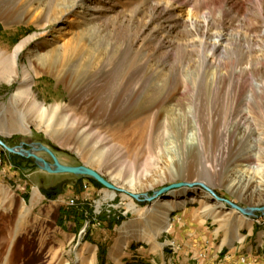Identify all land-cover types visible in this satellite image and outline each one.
Masks as SVG:
<instances>
[{"label": "rangeland", "instance_id": "obj_1", "mask_svg": "<svg viewBox=\"0 0 264 264\" xmlns=\"http://www.w3.org/2000/svg\"><path fill=\"white\" fill-rule=\"evenodd\" d=\"M0 51L12 77H0V138L40 142L59 162L87 165L123 189L48 173L0 146V264H94L96 255L108 264L116 241L167 239L187 205L197 232L224 233L240 217V236L252 223L264 229V214L246 217L199 185L141 196L202 182L240 207L264 206L262 193L227 186L246 176L264 189V0H0ZM58 180L54 198L39 190ZM174 193L186 205L158 229L151 209ZM206 246L195 264L208 260ZM223 255L205 264H224Z\"/></svg>", "mask_w": 264, "mask_h": 264}, {"label": "crops", "instance_id": "obj_2", "mask_svg": "<svg viewBox=\"0 0 264 264\" xmlns=\"http://www.w3.org/2000/svg\"><path fill=\"white\" fill-rule=\"evenodd\" d=\"M180 209L181 211L177 212L176 215V225L170 230L171 234L167 239L160 240L159 237L151 239L150 241H144L142 239L134 240L138 238L121 239L118 244H115L116 241L112 245L110 255L106 262L108 264H195L199 258V254L206 251L204 247L207 245L208 260L204 264L215 258L217 252L220 251H223V256L225 257L224 264H264V229L254 228L252 223L246 234L240 236L242 234L240 231L246 225L245 218L240 217L232 224L233 226L238 221L240 222L237 230L225 228L224 233L221 234L217 232L211 234V232L207 231L197 232L193 229L192 223L189 222L190 220L193 222L197 221L195 219L193 220V217L196 215L192 211L193 206L187 205L180 207ZM205 215H202L204 222H206ZM67 217L70 219L74 218L72 215ZM77 217H79V209ZM90 232L92 233V231ZM217 234L220 237V243L218 245L214 244L215 242L213 241L217 237ZM168 241H173L174 244L181 247L180 254L172 255L171 250L168 248ZM97 245H95L96 250L98 248ZM118 246L120 249L116 250ZM96 260L97 255L95 262ZM100 260V263L103 264L104 259ZM95 262L94 264H96Z\"/></svg>", "mask_w": 264, "mask_h": 264}, {"label": "water", "instance_id": "obj_3", "mask_svg": "<svg viewBox=\"0 0 264 264\" xmlns=\"http://www.w3.org/2000/svg\"><path fill=\"white\" fill-rule=\"evenodd\" d=\"M0 146H2L8 153H14L21 157L25 158H31L33 162L39 167L41 170H44L48 173H71L74 175H81V176H87L98 183H100L102 186L112 189V190H123L118 187H116L113 183H111L109 180H107L103 175H101L97 170L88 167L87 165L80 164V165H66L57 159L56 155L53 153L51 149H49L47 146L43 145L40 142H24L22 141L19 145L16 146H9L7 145L1 138H0ZM26 146V147H25ZM40 151L46 152L52 162H49L45 160L42 156H39L37 153ZM65 182H60L54 188L56 189L51 194H45L43 189L40 187V191L48 198H54L56 195H58L62 189ZM194 185H199L208 192L213 198L217 199L218 201L226 202L231 207L237 209L241 214H243L246 217H251L255 215V212H261L264 214V206L262 207H240L229 200L219 197L214 193L212 189H210L207 185H205L202 182L198 183H189V182H177V183H171L170 185L161 187L157 190H154L152 194L148 195L147 193L141 194L144 200L146 201H152L153 199H156L161 196H165L168 192L172 191L173 189H178L183 186L186 187H193ZM131 196H133L135 199H140V195L130 193Z\"/></svg>", "mask_w": 264, "mask_h": 264}, {"label": "bare ground", "instance_id": "obj_4", "mask_svg": "<svg viewBox=\"0 0 264 264\" xmlns=\"http://www.w3.org/2000/svg\"><path fill=\"white\" fill-rule=\"evenodd\" d=\"M25 41V40H24ZM24 41L19 43L16 48H15V54L22 49V46L24 44ZM27 41V40H26ZM26 43V42H25ZM15 54L13 56H15ZM8 61L7 57H5L3 55V52L0 51V77L1 80H5V81H10L11 80V68L8 66V63L6 62ZM28 78V77H27ZM26 79V78H25ZM27 81V80H26ZM23 94V92H21V90H18L17 95L21 96ZM246 109H243L242 112H245ZM248 115V114H247ZM13 130H18L17 129V125L12 123V127ZM11 129V130H12ZM12 130V131H13ZM251 146V145H250ZM249 151L251 152V157L253 159V157L256 156L257 151L255 150L254 146L252 145L249 149ZM251 162V161H250ZM255 165V164H254ZM252 163H245L242 165V171H249L253 168L254 166ZM251 172V171H249ZM245 180V181H244ZM253 180H250L249 178L247 179L246 176H244L243 178L240 177L239 179H237L236 181H230V184H228L227 186L230 188V186L232 187L233 190L238 189V187L241 185V183H243V186L240 190V194L243 196H248V195H254V196H258L261 193L264 195V189L261 191L258 190V187L256 188V186L252 188V186H250V183ZM176 193L172 194V198L169 199H160L157 200L154 204L156 205V207L152 208L151 211H154V213L156 215H158L160 222H157V228L160 229L161 226L164 225V223H166V221L168 220V210H170L172 207L174 206H182L184 203V200H179L176 198ZM113 197V194L110 195V198ZM252 197V196H251ZM38 193H37V189L34 188L32 195H31V199H30V203L34 204L38 201ZM186 202H191V201H195L197 199V197L195 196L194 193L187 195L186 196ZM216 202V201H215ZM215 207H219L218 204L214 205ZM98 207H99V203H98ZM157 207L162 208V210H158ZM223 207V206H221ZM157 220V219H156ZM241 221V220H240ZM162 222V223H161ZM240 225V222L238 221L237 223H235L232 228L234 230H237L238 226ZM235 232V231H234ZM236 233V232H235Z\"/></svg>", "mask_w": 264, "mask_h": 264}, {"label": "flooded vegetation", "instance_id": "obj_5", "mask_svg": "<svg viewBox=\"0 0 264 264\" xmlns=\"http://www.w3.org/2000/svg\"><path fill=\"white\" fill-rule=\"evenodd\" d=\"M62 182V180H58L55 181L53 183H48L47 185H42L41 188L43 189L45 194H51L53 191H55L56 189L54 188V186H56L58 183ZM64 187V185H63Z\"/></svg>", "mask_w": 264, "mask_h": 264}, {"label": "built area", "instance_id": "obj_6", "mask_svg": "<svg viewBox=\"0 0 264 264\" xmlns=\"http://www.w3.org/2000/svg\"><path fill=\"white\" fill-rule=\"evenodd\" d=\"M83 187L87 188V185L84 183ZM74 203H75L74 197H71V198L67 199V201H66L67 206H72V205H74ZM210 264H213V263H210Z\"/></svg>", "mask_w": 264, "mask_h": 264}]
</instances>
